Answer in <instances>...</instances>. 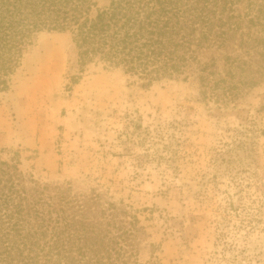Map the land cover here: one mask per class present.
<instances>
[{
	"label": "rangeland",
	"instance_id": "obj_1",
	"mask_svg": "<svg viewBox=\"0 0 264 264\" xmlns=\"http://www.w3.org/2000/svg\"><path fill=\"white\" fill-rule=\"evenodd\" d=\"M256 78L222 104L194 75L148 83L101 63L80 68L69 33L42 31L0 92V159L135 213L143 230L127 264H258L264 72Z\"/></svg>",
	"mask_w": 264,
	"mask_h": 264
},
{
	"label": "trees",
	"instance_id": "obj_2",
	"mask_svg": "<svg viewBox=\"0 0 264 264\" xmlns=\"http://www.w3.org/2000/svg\"><path fill=\"white\" fill-rule=\"evenodd\" d=\"M97 1L0 0V92L42 31L69 33L80 68L101 63L148 83L194 75L222 104L264 72V0ZM210 49L217 55L206 58ZM94 197L78 200L0 159V264H127L142 226Z\"/></svg>",
	"mask_w": 264,
	"mask_h": 264
},
{
	"label": "clouds",
	"instance_id": "obj_3",
	"mask_svg": "<svg viewBox=\"0 0 264 264\" xmlns=\"http://www.w3.org/2000/svg\"><path fill=\"white\" fill-rule=\"evenodd\" d=\"M261 252L264 253V234H262V239H261ZM251 264H257L256 261H252ZM258 264H264V254L261 255V258L258 262Z\"/></svg>",
	"mask_w": 264,
	"mask_h": 264
}]
</instances>
